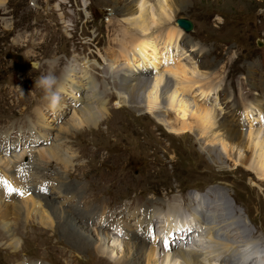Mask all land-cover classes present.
<instances>
[{"label":"rangeland","instance_id":"1","mask_svg":"<svg viewBox=\"0 0 264 264\" xmlns=\"http://www.w3.org/2000/svg\"><path fill=\"white\" fill-rule=\"evenodd\" d=\"M131 1L139 0H6L0 4V123L15 121L22 126L9 135L6 144L9 145L19 138L16 147L25 141L27 144L24 146L35 144V151L27 162L29 166L21 169L22 175L20 168H16L15 172L11 168V172H17V175L7 178L12 180L11 189H18L22 183L16 180H22L23 184H27L28 190L26 188L25 193L5 195L0 199V264L30 263L29 261L34 264L134 263L138 260L136 250H124L122 243L129 241L130 244H138V238L127 240L123 236L114 235L91 224L90 221H85L87 217L92 220L94 214L103 209L117 215L116 212L108 211L117 203H122L121 206L133 214L135 209L131 211L129 206H134L136 199L141 205L136 207L143 208L144 211L147 207L165 210L168 203L174 205L182 200V211L188 210V204L195 202L202 191H197L196 194L199 195L193 200L190 195L189 203L180 197L191 190L205 188L207 199L213 194L212 189H218H215L218 195L226 192L231 205L240 215L242 213L250 229L264 240V180L246 166L238 164L239 158L249 150L244 151V148L238 145L227 143L222 138V132V135L219 131L215 132L218 130L217 123L209 126L206 134H201L202 126L197 123L196 118L190 119L192 132H171L168 125L176 120L175 115L169 117L162 112L159 117L164 119H158V116L148 109L138 111L126 105L120 107L115 89L111 87L112 82L107 79L108 84L103 83L108 76L109 66L112 70H119L124 62L122 60L126 57L125 52L123 54L119 50L122 46L118 43L121 37L116 36V30L123 17V6L133 3ZM176 2L174 7L177 9V18L190 19L194 23V29L185 33L177 22L172 23L181 30L180 40L178 39L180 47L175 50L167 64L174 65L176 60L182 59L181 61L189 67H200L202 70L198 77L201 84L211 86V91L200 87L186 93L185 98L190 109H194L196 103L205 105L204 107L215 111L219 120L224 118L235 125L231 115L234 107L231 106L236 104L239 108H248L246 111L248 110L250 115L252 112V115L245 116V124L239 127L246 133L260 131L264 134V105L258 107L256 103L261 96L264 98V0ZM155 34L157 40L163 36L157 32ZM162 41L163 39L158 40L160 43ZM184 46L189 50L188 55L184 52ZM160 47V51H168V47ZM191 49L193 51H190ZM183 52L186 55H181ZM95 53L99 60L91 56V60L85 57L86 54L96 56ZM84 59L96 67L90 73L97 83L99 96L106 102L108 114L96 126L85 124L71 130L68 129L69 124H72L70 121L80 122L79 117H72L75 109L81 105L74 97L76 91L73 88L62 94L58 83L65 75L68 65H75ZM114 61L115 64H108ZM163 68L161 65L157 70L154 69L155 74H149L151 79L158 75L159 70V76L166 74ZM49 72L57 78L54 90H60L61 99L58 106L65 108L58 116H55L49 102L43 98V90L35 86L36 79ZM118 72L120 75L121 72ZM113 83L119 86L117 80ZM241 87L249 91L247 97ZM217 92L221 93L219 97ZM91 93L89 91V94ZM166 106L165 109H171L170 105ZM57 109L61 110L59 107ZM10 131L13 132V129ZM36 131H42L44 134L41 132L39 136ZM38 144L41 146L36 147ZM43 145L45 149L49 146L54 149L60 146L70 157V164L66 165L60 161L48 163L46 156H40L38 151ZM206 145L212 146L217 152L209 155L203 150ZM0 150L5 151L0 154L2 172V169L12 165L14 157L12 152H6L4 148L0 147ZM23 151L13 150L18 155H22ZM217 153H221V157ZM258 169L261 170L259 165L257 171ZM261 172H264V168ZM39 173L41 176L36 177ZM41 180L47 181V185L39 192L35 187L42 184ZM31 189L35 192H31ZM63 189L66 193H71L66 194ZM59 192H64L65 195H60ZM29 193H35L39 200L41 197H48L56 201L61 211L65 208L70 215L78 217V227L86 230L92 238H101L100 242L111 251L108 253L109 257L102 256L93 240H85L86 246L82 247L74 244L72 239L61 233L67 228V224L62 228L56 226L55 230L41 226L37 215L28 219L26 213H22L23 216L19 219L12 209V203L29 197ZM70 194L76 195L75 198L82 199L83 202L77 205L69 201L66 196ZM174 197L175 201L166 200ZM7 208L9 210H5ZM45 208L47 207L42 209ZM90 208L95 211L90 212ZM123 215L126 213L119 212L118 217ZM1 219H7L12 235L3 229ZM119 225L120 223H116V226ZM140 226L139 231L135 227L131 229L139 235H145L146 229ZM13 236L21 241L16 252H12V248L9 249L7 245ZM76 240L79 241L80 237ZM96 243L98 244V241ZM146 243L152 245L149 241ZM141 262L144 264L146 260L141 259ZM141 262L136 264H142Z\"/></svg>","mask_w":264,"mask_h":264},{"label":"bare ground","instance_id":"2","mask_svg":"<svg viewBox=\"0 0 264 264\" xmlns=\"http://www.w3.org/2000/svg\"><path fill=\"white\" fill-rule=\"evenodd\" d=\"M5 1L6 0H0V4ZM176 3V0H139L123 6V17L120 19L118 30H116V36L119 35L118 37H121L120 42L118 43L122 46L119 47V50L123 52V54L125 52L126 57L122 60L124 62L123 64L121 63L122 65H120L119 70H112L111 66H109V71L107 72L108 76L106 77V80H103V83L108 84L107 79L112 82L111 87H114L115 89L120 107L126 105L138 111L148 109L149 111L155 113L158 116V119H164L162 116L161 118L159 117L163 114L162 112H165V114L169 117H173L175 115L174 117L176 120L167 125L170 128V131L176 134H186L187 132H192L193 125L191 120L193 118H196L197 123L201 124V130L203 132H201V134H206L209 126L212 127L217 123L218 130L215 132L219 131L220 134L222 132L224 136L222 138L227 143H231L236 146L238 145L239 147L244 148V151H246V149L247 151L249 150L247 154H244L243 157L239 158L240 163L238 164L246 166L249 170L254 171L258 176H260L259 178L261 180H264V172H261L262 168H264V134L260 131H249V133H246L243 132V128L239 127L244 124L245 116L250 115L248 110L246 111L248 108H239L236 104L231 106L234 107L231 115L233 116L235 125L231 124L224 118L219 120L216 117L215 111L209 109L208 107H204L205 105L201 106L196 103L194 109L191 110L189 102L186 101L187 99L185 98L186 93H190L193 89L197 90V88L200 87H204V89L206 88V91H211V86L201 84V79L198 77L200 75L199 72L201 73L202 70L200 67H189L187 66V63L181 61L182 59H178L176 61L174 60V65L173 63L167 64V62H169L175 54V50L177 51L180 47V41H178V39L181 35V30L177 27V25L172 24L176 22L177 19V9L174 7ZM159 25L162 26L159 27ZM156 32L163 35L158 40L161 41V39H163L165 42H158L156 38L157 34H155ZM160 46H162V48L168 47L166 48L168 51H160ZM186 47L187 46H184V52H187L188 55L189 50H187ZM190 51H193V49ZM184 52L181 55H186ZM112 58H110L111 61H113ZM115 62L116 61L108 64L112 65L115 64ZM161 65L165 68L166 72L164 73L166 74L159 76V70L158 75L156 74L157 76L154 77V79H151L149 74L154 73L153 70H157V68ZM67 68H65V75L58 83V87L61 88V91H59L63 94V92L65 93L68 89L70 91V89L73 88L76 91H74V97L75 99H78V103L81 105L78 109H75L72 117H79L80 122L77 123L70 121L72 124H69L68 129L76 130L77 127H81L85 124L96 126L98 122L104 119V117H107L106 115L108 114V107L105 104L106 102L102 99L103 97L99 96L100 92L98 93L97 83H95V79L90 75V71L96 67H94L93 63L85 61L84 59L82 62H76L75 65L74 63H71L70 66H67ZM118 71L121 72L120 75L117 74L119 73ZM97 72L99 73L98 70ZM116 80L119 84L118 87L113 83V81ZM241 90H243L245 97L249 95V91L242 89V87ZM89 91L92 93L89 94ZM83 93L84 95H82ZM201 94H203V92H201ZM220 95L221 93L217 92V97ZM235 99L236 97L233 100ZM263 99V96H261L260 100H256L258 107L264 105ZM226 103L228 104L229 101L227 100ZM166 105H170L171 109H165V107H167ZM58 107L61 109L60 106ZM64 109L59 110L56 108L54 110L55 116H58V113L64 111ZM261 111H263L262 107ZM53 119L55 120L56 117ZM164 122L165 121H163V123ZM46 124L49 125L50 123L46 122ZM36 132L37 135L39 134L40 136L42 131L40 133L38 131ZM58 138H60V136ZM40 144L36 145V147L42 145ZM33 145L35 144H30V146L28 144L27 146H24L23 148L25 149L22 155L12 152L14 157L12 165L9 168L2 169V172H0V199L5 195L15 196V193L17 195L18 192L25 193L28 186L24 187V185H27L25 183L23 184L24 181L22 182V180H16L23 185H16L18 186V189L10 190L12 183H10V181L12 180L9 181L7 178L12 175H17V172H14L19 168L21 174V169L29 166L27 165L28 160L26 161V159L31 157L32 153L30 152L31 154L28 156L26 154V150L33 149ZM49 147H46L45 149V146L43 145L42 149H45V151L41 148L38 149V151H40V156H46L45 158L48 163L51 161H60L66 163V165L70 164V157L67 156L65 151L60 149V146L55 149L53 147ZM232 148L233 147H231V149ZM203 150L209 155L217 152V150L210 145L203 146ZM2 152L5 151L0 150V154H2ZM43 154L45 156H43ZM217 154L221 157V153ZM1 159L2 157L0 155V160ZM9 162V164H11L10 160ZM222 163L223 162H221V165ZM4 164L6 165L5 162ZM258 165L261 170L258 169L257 171ZM11 168H14V172H11ZM27 179L30 180V178ZM5 181L7 183H5ZM41 182V185H47V181L41 180ZM32 184L33 182L31 185ZM215 189H212L213 194L208 199L206 198L204 192H202L201 196L198 199L194 198L196 201L194 200L195 202H191L188 206L187 203H189L190 195H193L192 192L186 193V195H183L182 198L180 197V199H184L187 202H185V205L190 211L189 219H184L180 216L182 214V212H180L182 210L181 206L184 204L182 200L174 205L168 203L165 210L160 208L158 209L156 207H147L146 211H144L143 208H137L136 205H130L129 207L131 211L135 209L133 214L129 213V209L125 210L121 205H119L117 209L111 210L113 213L116 212L117 215L110 214V212L107 211L105 212L103 209L102 211H98V213L94 214V219L91 220V218L87 217V220L85 221H90L91 224L97 225L102 228V230L112 234H117L113 230L114 218L119 216V212L124 214L126 213V215L121 216L122 218L127 216L124 218L127 221L128 226V229H125L126 239L130 240L138 238L140 242L138 244L132 243V245L130 244L131 242L124 241L122 243L124 245V250L132 251L135 249L138 256V260L136 262H141V259H143L146 260L144 264H264L263 238L260 235H256V233L250 229L241 211L240 215L239 211L235 210V208L231 205V201L227 197L226 192L218 195L216 194V190L218 189ZM63 191L65 192L64 189ZM31 192H35V190H32ZM69 193H71V191L66 194ZM57 196L59 195L57 194ZM29 197L26 196L25 199L12 203V209L18 215L19 219L21 218L20 216H23L22 213H26V217H28V219L37 215L40 225L49 229H55L56 226L57 228H62L64 224H67V228H64L61 233L65 234V236L69 239H72L74 244L82 247L86 246L85 240H88V242L93 240L96 249L102 254V256L106 257L108 256V253L110 254L111 251L109 248L105 247L100 242L102 241L101 238H98L99 240H97L95 237L92 238V236H88L86 230L78 227V217L70 215L68 210L65 208H62L64 210L61 211V207L56 203V201L54 202L48 197H41V200H39L36 198L35 193L30 194ZM66 197L69 201L77 205L83 202L81 198V200H78L75 198L76 195L74 196L73 194ZM166 200L175 201V197ZM63 202L66 201L63 200ZM161 203L167 204L166 202ZM43 207L47 208L43 210ZM5 210H9V208ZM24 210L26 211L24 212ZM93 211H95V209L90 208V212ZM130 216L132 217L130 218ZM83 217L86 216L83 215ZM159 217H163V227L167 226V233L173 229H178L183 224L189 225L190 223L187 221H196L202 229V231L196 233L198 241L188 245L184 242L183 249H175V243L170 242L167 237H163L166 236V233H162V246L160 247V239H158L156 235H153L154 229L152 226L153 222L159 219ZM6 220L1 219V224H3L1 226H3V229H5L9 234L11 230ZM131 222L133 223L131 224ZM26 223H28V221H26ZM140 225L146 229L145 235H139L136 231L131 229L135 227L136 230L139 231L141 227ZM124 228L127 227L124 225L122 229ZM10 235L12 234L10 233ZM78 237H80L79 241L76 240ZM107 237L108 239L110 238L109 235ZM97 241L98 244L96 243ZM148 241L150 243L152 242V245H148L146 243ZM20 243V239L13 236L7 245L8 248L10 247L9 249L12 248V252H16ZM136 262L134 261V263L129 264H136ZM115 263L121 264V262ZM141 263L143 264V262ZM18 264L34 263L20 262Z\"/></svg>","mask_w":264,"mask_h":264},{"label":"clouds","instance_id":"3","mask_svg":"<svg viewBox=\"0 0 264 264\" xmlns=\"http://www.w3.org/2000/svg\"><path fill=\"white\" fill-rule=\"evenodd\" d=\"M56 85L57 78L52 72L40 76L35 82V86L43 90V98L49 102V107L53 110L58 107L61 99L60 92L54 90Z\"/></svg>","mask_w":264,"mask_h":264},{"label":"water","instance_id":"4","mask_svg":"<svg viewBox=\"0 0 264 264\" xmlns=\"http://www.w3.org/2000/svg\"><path fill=\"white\" fill-rule=\"evenodd\" d=\"M176 22L186 32H189L193 28V24H192L191 20H189L187 18H177Z\"/></svg>","mask_w":264,"mask_h":264},{"label":"snow or ice","instance_id":"5","mask_svg":"<svg viewBox=\"0 0 264 264\" xmlns=\"http://www.w3.org/2000/svg\"><path fill=\"white\" fill-rule=\"evenodd\" d=\"M5 183H7V182L5 181ZM10 190H14V189H10Z\"/></svg>","mask_w":264,"mask_h":264}]
</instances>
